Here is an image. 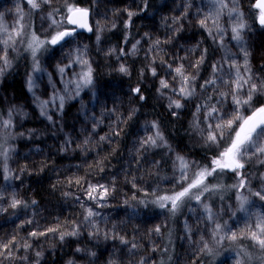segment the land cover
<instances>
[{
	"label": "snow or ice",
	"instance_id": "1",
	"mask_svg": "<svg viewBox=\"0 0 264 264\" xmlns=\"http://www.w3.org/2000/svg\"><path fill=\"white\" fill-rule=\"evenodd\" d=\"M60 2L63 4V10L52 5ZM144 8H147V0H141ZM25 7H21V2L15 5V23L9 25L4 14L0 12V77H2L12 66L9 58V50H15L18 44H26V51L30 52L33 66V73L41 72V56L47 53L51 48L60 45L61 50L72 43L76 37L77 29H86L91 32L93 29L87 23L89 9L75 6L71 0H24ZM251 7L256 11L255 20L264 27V0H254ZM227 10L228 17L233 21L230 27V39L236 41L237 46L243 53V60L238 61L234 58H221L211 64V75L205 79L200 75L202 65L204 64L208 49L201 50L198 58L194 61L190 57V53L195 52L200 45L189 49L185 55H176L173 53L172 60L161 59L160 64L167 69L164 76L158 74L155 56L163 53L162 47L165 43H171L175 38V34L183 29V24L179 21L184 17L177 16L172 23L178 27L172 28V33L167 35L162 41L159 38L152 40L151 47L148 49L152 53V58L148 63V69L151 75L158 79L159 87L157 92L161 96L168 97V110L172 116L180 115L181 109L187 107V102L198 100L194 104V121L193 127L198 131L203 145L213 152L211 162L208 164H200V162L189 160L187 157L175 153L172 147L165 139L160 125L154 120L148 127L149 135L139 141L137 153L141 156L151 149L166 148L169 153L174 154L172 159L173 178L166 189L160 188L157 183L156 187L141 185L136 176H131V183L135 192L131 196V200L135 204L125 200V204L131 209L129 218L138 215L137 206L143 205L147 208L153 205L167 213L176 215L184 207H188L193 201L200 205L203 209V215L198 217V222L203 223V231H198L200 236L197 248V256L203 255L213 260L219 255L218 249L223 248L225 251H231L233 255L231 259L234 264H264V212L253 213L252 207H255V201L250 200V196L257 197L264 202V186L257 190H253L250 184V177L245 171V165L248 164L253 157L264 163V103L258 102V97L264 96V79L254 74L250 67V53L244 47V33L246 23L244 14L239 10L238 0H212V8L202 17H198L199 26L208 33L213 42L219 47H225V35L227 30L220 24V18ZM128 14V22L125 27L131 23V18L137 13L125 9ZM47 12L46 16L41 19L49 21L48 28L51 29L48 35L41 36L39 30H34L30 18L35 13ZM29 20L25 19V16ZM184 16H187L185 12ZM74 25L68 28L65 25ZM211 25V26H210ZM115 27V23L111 25ZM105 30L99 22L96 24V41L101 40L100 33ZM147 37L148 34L145 33ZM127 42V40H125ZM140 41L137 40L131 45V51L126 52L119 49L120 56L136 55ZM117 49L109 50L108 54L116 53ZM146 53V58H147ZM70 59L65 64H57L56 70L60 77L62 89H57L55 83H52L51 74H49V82L52 85V94L49 99L42 100L36 96L34 91L36 85L32 75H29L26 82L28 91L32 93L36 99L37 107L40 109V115L45 117L49 122L53 121V116L49 114V110L54 109L57 113L64 110L66 99H74L79 97L85 89L93 91L95 96V75L91 61L87 56V45L83 48H77L75 53L69 54ZM187 61V63H185ZM227 65V67H225ZM75 68L71 79H67L69 69ZM124 75L129 74V69L125 63L121 62L117 69ZM143 72V70H142ZM200 83L197 84V80ZM199 89V92L197 91ZM167 90V91H165ZM133 92L138 99H145L141 89L135 88ZM213 93L216 98L213 99ZM98 102V101H97ZM227 105V106H226ZM242 109H251V114L245 116ZM113 113L115 109L111 110ZM138 109L133 108L127 116H117L120 124H124L127 120H131ZM20 112L18 108L12 107L5 113L0 112V176L4 181L12 178V171L8 167L9 152L11 145L9 139L14 138L13 135V115ZM202 114V115H201ZM92 132L96 130L98 121L92 120ZM23 136L24 133H18ZM120 135L118 128H114L108 135L99 136V141H105L115 144V137ZM89 138L82 141L80 147L87 152ZM71 141H66L65 147L69 146ZM171 159V157H170ZM139 163V161H137ZM158 161H153V166L157 167ZM97 167L103 171L102 162L97 161ZM226 172L234 174L236 183L230 187L234 190L233 194L237 204L229 205L231 214L229 220L236 218L237 214H244L248 217L245 221V227L237 230L236 225H229L228 220H223L220 214L214 211V205L210 203L213 196L218 195L223 200V185L213 183L209 177L216 179ZM264 179V177H261ZM116 177L109 184L92 183L82 177H69L68 185H76L83 191V195L75 196L82 209L81 218L79 220L65 221L63 224L59 220L53 226H49L42 230H31L29 236L38 239L48 234H55L60 241H64L66 237H79L84 230L88 231V235L93 239L103 240H119L121 244L127 246L130 254L129 260H135L137 250L140 245L130 242L122 235L117 226L113 224L110 228L106 227L108 221L96 208L108 207L107 198L116 191ZM141 194L144 198H141ZM65 196H71V192H65ZM0 201L7 204V208L15 209L18 206L28 205L19 199L15 193L12 194L10 201L6 199L3 192H0ZM91 202V203H89ZM35 204L36 201L31 202ZM264 207V205H262ZM7 208L0 207V212L7 211ZM194 210V209H192ZM127 211V210H126ZM253 216L255 219H253ZM28 223H32L31 220ZM186 229L188 225H185ZM153 231L161 232V226L157 225ZM191 239V236H189ZM227 242V243H226ZM250 242V243H249ZM32 244L27 240L17 243L16 237L10 240L0 242V264L8 261L9 264L15 259L28 260L27 256H17L16 253L21 249L26 253ZM156 249L154 248L153 251ZM166 251V249H165ZM76 252H86L88 255L95 257V252H89L87 249L76 248ZM43 255L42 251H36V259L34 264H40ZM68 264H73L69 261ZM89 264H93L92 261ZM108 264H116L115 258L110 260ZM122 264V261H121ZM136 264H149V261L141 257ZM201 264H205L201 261Z\"/></svg>",
	"mask_w": 264,
	"mask_h": 264
},
{
	"label": "trees",
	"instance_id": "2",
	"mask_svg": "<svg viewBox=\"0 0 264 264\" xmlns=\"http://www.w3.org/2000/svg\"><path fill=\"white\" fill-rule=\"evenodd\" d=\"M95 1L71 0L75 6L89 9L91 11V18L94 19L95 17L97 21H101L102 26L103 24L110 25L111 23H115V26H117L114 32L105 35L102 43L90 53L98 101L94 107V119L98 121L95 132H92V123H84L77 116L79 113L76 105L67 107L62 118V130L66 134H69L72 141V150L69 152L71 155L60 153L63 148L57 145L58 142L55 144L59 152L53 151L56 150L53 147L55 146L53 142L56 141L53 138H48V136H52L54 133H51L46 129L45 125L39 122L37 113L32 106L33 103L30 100V95L25 85V80L31 68L30 52L26 51V48L20 50L19 54L11 57L12 66L4 77L0 88V112L5 113L6 116L9 105L23 109L28 115V120L24 122L22 130H30L34 138L33 147L39 150V153L34 155L31 160L21 157L17 161L19 168L24 169L31 175L26 181L24 202L28 205L29 214L32 213L33 216L12 227L0 224V242L10 240L15 236L18 244L27 240L35 249L48 246L47 248L51 252L46 254L40 264H68L74 249L78 245L79 247L88 248L89 252L96 253V256L93 257V264H108L113 258H115L116 264H121V261L122 264H129L131 262L129 259L126 260L123 254L115 250L111 251V254L110 250L103 249L101 246L95 247L85 241L86 239L79 243L71 240L61 242L60 245L63 246L64 244L65 246H60L59 249L57 248L53 251L50 245L59 239L58 236L50 233L47 236L36 239L30 237L28 234L31 230H42L53 226L57 220L63 224L66 220L72 221L81 218L82 209L75 203L72 197L79 188L74 184L68 185L69 177H82L90 182H109L113 180V177H116V195L126 198L132 196L135 192L131 183L128 182L131 180V176H127L129 172L136 176L139 183L144 187H155L152 183L153 180L156 179L158 180V184H162L161 180L163 178L170 177L169 174L172 167V159L170 157L172 158L173 153H169L163 147L154 149L153 151L150 150L147 153H143L142 156L136 151L139 146L136 140L140 135L139 132L143 122L155 120L160 125L165 139L175 153H179L189 160L200 162V164L211 162L212 151L198 148L191 144L189 121L193 115L194 105L189 104L180 112V115L172 116L165 104L156 97L157 83L153 81L148 85V83L143 82L140 78L138 66L126 56H120V58L129 68V76L122 78L113 74V63L106 57L107 51L105 50L107 49L105 48L111 46L116 48L118 50L117 53H119V49L125 50L139 40L140 45L137 47L142 48L143 53L145 51L148 52V49L151 47L149 37L152 40L159 38L163 41L167 35L172 33L173 27H178V25L172 23L173 19L181 16L184 18L179 21V24H183V29L175 34V38L171 43L162 45L164 52L158 53L155 56L156 63L160 64L161 59L172 60L173 53L185 55L189 49L199 44L200 47L194 53H191L190 57L194 61L198 58L202 49H208L206 60L200 72V75L207 79L210 74L211 64L214 62V59L217 60L218 56L220 58H234L241 62L243 60V53L237 44L221 49L218 51L219 55H216V58H214L215 43L210 39L208 33L193 22L194 18L189 12L185 17V13H178L179 11L175 10L166 0H147V8H144L141 0H139V5L137 0H98V4L94 3ZM238 2L246 12L247 21L253 33L252 37L247 36L248 38H244V47L250 53V65L256 66V75L264 79V30L255 20L257 10L251 7L254 0H238ZM52 7H59L63 10V5ZM134 8L138 10L134 13L141 14L140 12L143 11V15L150 14L151 16L149 19L131 18V24L127 28L124 25L129 18L125 9L132 11ZM207 11L209 12V10ZM40 14L47 15V12L35 13L31 17V25L34 30H37V17ZM65 27H67V24ZM103 27L106 28V26ZM145 33L148 34L147 37ZM80 37L86 38L88 41L92 40V35L88 36L85 34H77L74 39L77 40ZM148 54L152 56V53L148 52ZM161 76H164V73ZM199 83L200 80L198 79L197 84ZM100 85H106V89L104 86L101 88ZM137 87L141 89L145 97L143 101L139 100L138 96L133 92ZM257 99L256 106H259V103H264V96ZM133 108L138 109V111L132 119L127 120L124 124H120L117 116H127ZM112 109L116 111L113 113ZM250 113L251 109L246 116ZM114 128H118L120 131V135L114 138L115 144L99 141V136L108 135ZM86 136L90 140L87 152L83 151L80 147ZM97 161L102 162L103 171H100L99 167H97ZM153 161H158L160 164L156 177H153ZM249 169L251 170V167L246 166L245 171L249 172ZM227 176L231 180L234 174L229 172ZM65 192H71L72 195L65 196ZM141 198H144L142 194ZM33 200L36 201L35 204L31 203ZM132 204H135V202L132 201ZM137 211L142 217H148L153 212H157V209L153 205H149L147 208L143 205H138ZM107 212L109 213L110 226L115 224L117 230L122 235L124 234L125 238H128L127 240L129 241L132 239L129 237L132 236L140 240L143 239L149 226L152 225V222L148 219L130 220L126 209L118 207L117 209H112L111 212L109 210ZM29 220L32 223H28ZM169 221L173 227L175 225V228H177L180 219H175L174 216H171ZM131 228L134 229L132 230ZM165 229L162 232V244L155 254L157 258V260L155 259V264H171L175 255L179 252L183 255H187L188 253L186 250L180 248L177 237L175 240V236L172 237L171 244L169 245L170 253L167 251L165 236L168 229ZM134 230L136 231L134 232ZM218 252L220 254L221 251ZM17 256L19 255L17 254ZM158 256H161V258ZM217 256L214 260L204 256L201 261H204L205 264H216ZM81 258H86V256H82ZM193 261L191 264H201L199 259L196 262L194 261V263ZM4 264H8V262L6 261ZM12 264H18V259H15Z\"/></svg>",
	"mask_w": 264,
	"mask_h": 264
},
{
	"label": "rangeland",
	"instance_id": "3",
	"mask_svg": "<svg viewBox=\"0 0 264 264\" xmlns=\"http://www.w3.org/2000/svg\"><path fill=\"white\" fill-rule=\"evenodd\" d=\"M137 1H138V5H139L140 2H139V0H137ZM17 2H18V0H0V12H2L4 14V19L9 25H12L15 23V5ZM20 2H21V7H25L24 0H20ZM166 2L168 4H170L175 10L177 9L179 11L178 13H185V12L188 13L189 12L194 18L193 22H195V24H197L198 26H199L198 17H202L203 15L207 14L208 13L207 10H210L212 8V5H211L212 0H166ZM94 3L98 4V0H96ZM238 4H239V2H238ZM55 5H63V4L60 2H57L56 4H54L52 6H55ZM239 10L241 12H243L244 20H245V23L247 26L245 29V33H244V38H248L247 36L252 37L253 33H252V29H250L251 28L250 24L247 21L246 12H245V10H243V8L240 4H239ZM132 11L135 12L138 10H136L134 8ZM140 13L141 14L137 13V15H134L132 18L136 19L139 17L138 19H149L151 16L150 14L146 15V16L143 15V11H141ZM41 16H46V14L38 15V17H37V30H39V34L41 36H46L49 34L51 29L48 28L49 21H47L45 19H41ZM25 19L29 20V17L26 15ZM29 22L31 23V18H30ZM97 22H99L100 25L102 26L101 21H97L95 17H94V19L91 18L90 23H91V27L93 29L92 34H91L92 40L88 41V39L80 37L77 40L73 39L72 43L68 44L67 47L63 48L62 50H61V47L59 46V47L51 48L47 53H44L40 58L41 59V68L43 69V71H41V72L33 73L32 59H31V55H30L31 68H30V71L28 72L27 78L25 80L26 88H27L26 82L28 80V77H29V75H32V77L35 80L36 85H37L34 89L36 96L42 100L49 99V97L52 94V85L49 82V74H51L52 83H55L57 89H62L63 85L60 83V77L57 73L56 65L58 63L59 64L67 63L70 59L69 54L70 53L74 54L75 50L77 48H83V46H85V45H87V56H88L89 60L91 61L90 53L93 52L99 46L100 43H102L103 37L107 34L114 32V29L117 26L116 25L113 28L111 26L113 23H111L110 25L109 24H103V26H106V28L103 32L100 33L101 40L99 41V43H97V41H96V24H97ZM127 22H128V20L126 21V23ZM232 22L233 21L228 17L227 10L225 9L223 15L220 18V24L227 30L226 35H225V47L237 44L236 41H233L230 39V36H231L230 27H231ZM129 25L127 26V28H129ZM262 28L264 30V27H262ZM210 39L212 40L211 37H210ZM225 47H223V48H225ZM24 48H26V44H18L16 46L15 50L10 49L9 50V58L11 59V57L13 55L19 54L21 52L20 50H22ZM137 48H138V51H137L136 55H126V57L131 62H133L134 64H136L138 66V70L140 72L139 73L140 78L143 82L148 83V85L150 83H152L153 81H155V83H157V87H156V91H155L156 97L158 100L163 102V104H165V106L168 110V102H169L168 97L167 96H161L157 92V88L159 87V81H158V79H156L155 77H153L151 75V72L148 69V63H149L150 59L152 58V56H151V54H148V52H146V51L143 53L142 48H139V47H137ZM223 48L219 47L215 43V57L214 58H216V55H219L218 51H220ZM105 49H107V50H105V51H107L106 57L113 63V70H112L113 74L120 76L122 78H127L129 76V74L124 75L117 70L119 67V64L122 62L121 58L117 59V55L119 53L116 52V53L108 54L109 50L116 49V48L108 46ZM125 51L130 52L131 46L127 47V49H125ZM216 52H217V54H216ZM146 53L148 54L147 58H146ZM192 53H194V52H192ZM190 55H191V53H190ZM220 60H221V58L218 56L217 60L214 59L213 63H215L216 61H220ZM91 63H92V61H91ZM159 65L160 64L156 63L154 66L157 68L158 74L161 76L163 73H165V71H167V69H165L162 65H160V67H159ZM225 67H227V65ZM250 67H251L252 72L254 74H256L255 73L256 66L254 67V65H250ZM142 70H143V72H142ZM8 71H9V69H8ZM74 71H78V69L75 68V66L73 69L68 70L69 75H68L67 79L72 78V74ZM7 72L2 77H0V88H1L2 82H3L4 77L6 76ZM129 73H130V70H129ZM210 75H211V69H210L209 76ZM27 90H28V88H27ZM94 91H95V96L93 95V91L85 89L84 91L81 92L79 97H76V98L70 99V100L66 99L64 110L62 113H57L54 109L50 108L49 114H51L53 116L52 122H49L45 117L40 115V109L37 107L38 102L33 97L32 93L28 91L29 95H30V100L33 103L32 106L37 113V117H38L39 122L41 124L45 125L46 129L49 130L51 133H54V135L48 136V138H53L56 141V142H53V144L55 145L53 147L56 148V144L58 142L57 145L60 146L61 148H63L62 151H60V153H66L68 155H71L69 152L72 150V141L69 137V134H66L65 132H63L62 127H61V121H62V118L64 116L66 108L70 107L72 105H76L78 113H79V114H77V116H79V118L84 123H87V124L92 123V120L94 119V109H95L94 107L97 104V91L95 89H94ZM165 91H167V90H165ZM197 91L199 92V89H197ZM212 95H213V99H215L216 94L213 93ZM196 102H199V101L193 100L192 102H187V105H189V104L194 105ZM12 107H15V106L9 105L8 110ZM15 108H18V107H15ZM185 108H183L179 111L181 112ZM18 109L20 110V112L24 113V115H21L20 113H14V115H13L14 128L12 131H13L14 138L9 139V144L11 145V150L9 152V159L7 161L8 167L12 171L13 175H12V178L8 181H4L3 177L0 176V192H3L6 199H8L9 201H10L13 193H15L19 199L24 201V193H25V189H26V185H27L26 181L28 180V178L31 177V175H29L28 172H26L22 168H19V166L17 164L18 159L21 157H24V159L31 160L34 155L39 153V150H37V148L33 147L34 138L31 135L30 130L29 131L28 130H22L24 122H26L28 120L27 119L28 115L26 114V112L23 109H21V108H18ZM241 111L246 116V114L250 111V109H242ZM194 112H195V107H194L193 114H194ZM5 118H6V116H5ZM194 119H195V117H194V115H192L190 118V121H189V128L191 130L190 131L191 144L193 146L198 147V148L207 149L203 145L198 131L193 127ZM150 123L151 122H143L142 123L141 128H140V132H139L140 135L138 136V138L136 140L137 145H139V141L142 138H144L150 134L148 131V127L150 126ZM21 132L24 133L23 136L18 135V133H21ZM66 141H71V144L67 147H65ZM155 149H160V148H155ZM153 150L154 149H151V151H153ZM53 151L59 152L58 148H56V150H53ZM29 153H31V154L29 157H27ZM72 155H73V153H72ZM174 158H175L174 154H172L171 159H174ZM171 164H172V160H171ZM159 166H160V164H158L157 167H152V168H154L153 177L157 176L156 173H157ZM246 166L251 167V170L249 169L250 171L246 172V173L250 177V184H251L252 189L257 190L261 186H264V179L261 178V177H264V163H261L259 160H256V158L253 157L252 160L248 164L245 165V168H246ZM173 172H174V169H173V164H172L171 172L169 174V175H172V176H170L171 179L173 178ZM228 174H229V172H226V173L222 174L221 176L217 177L216 179H213V177H209V180H212L213 183H218V184L224 186V188L221 191H222L223 197L225 198V200L224 199L220 200L218 198V195H216V196H213L210 203H212L214 205L213 210L218 212L223 220H228L230 226L236 225L237 230L239 231L240 229H243L245 227V221L248 219V217L244 214L238 213L235 219L229 220V216L231 214V209H229V205L237 204V202L235 201V197L233 194L234 190L231 189V187H230L232 184L236 183V180L234 177H232L231 180H229V178L227 176ZM170 177L163 178L161 180L162 184H159L160 188H162V189L167 188V186L169 185V183L171 181V179H168ZM111 181L100 182V183L109 184ZM157 182H158V180H156V179L153 180L152 181L153 186L156 187ZM92 183H96V182H92ZM77 195L82 196L83 191L81 189H78L72 195L75 203L79 206L78 202L75 200V196H77ZM130 198H131V196L127 197V198L123 197V196H117L116 191H115L114 193H112L107 198L108 207L95 209L96 211L100 212L104 218L107 219L108 224L106 225V227H108V228L111 227L110 226V220H109V213L107 212L108 210L111 212L112 209H117L119 207L120 209H126L128 211V216H129V212H131L130 211L131 209H129L128 206L124 202H125V200H128L129 203L132 204V200ZM249 199L255 201V207L251 208V211L253 213L259 214V213L264 212V207H262V205H264V202L260 201L257 197H254V196H250ZM89 203H91V202H89ZM115 206H118V207H115ZM0 207L7 208V204L4 201H0ZM113 207H115V208H113ZM156 209H157V212H153L152 214L148 215V217H142V215L138 214V215L132 216L130 218L131 220H134V219L136 220V218L138 220L148 219L149 221H151V222L153 221V222H152V225L149 226L148 231L143 236V239H141V240L137 239V238L130 239L131 242H135V243L139 244L140 247L137 250V256H136L135 260H132L129 264H136V261L139 260L141 257L148 260L149 264H155V259H156L155 254L158 252V250L162 244V232H163L164 228H166L165 230L168 229V232L165 236V240H166L165 243H167V251L170 253V246L169 245L171 244L172 237L175 236V240L177 237V241H178L180 248L183 250H186L188 252L187 255H185V254L183 255L181 252L176 254L174 259L172 260L171 264H191L192 260H194L196 262L198 259L200 262L202 257H204L203 255L197 256L198 242L200 239V236L197 233H198V231L202 232L203 228H204L203 223L198 222V219H197L198 217L203 215V209L201 208V206L197 205L195 203V201H193L190 206L184 207L180 211H178L176 213V215L174 216L175 219L176 218L180 219V222H179V225L177 226V228H175V225L173 227L172 223L169 221L171 216H173L171 213H165L166 211H163L159 208H156ZM192 209H194V210H192ZM29 213H30V210L27 207H24L23 205L18 206L15 209L7 208V211L0 212V224H4L6 226L12 227L14 225L19 224L20 222H23L26 218L33 216L32 213L31 214H29ZM253 219H255L254 216H253ZM186 224L188 225L187 229L185 227ZM157 225L161 226V232L160 233H155L153 231V229ZM189 236H191V239H189ZM84 237L86 239L85 241H87L88 243H91L94 246H97V247L101 246V248H103V249L104 248L108 249V250H110L111 254H112L111 251L115 250V251L123 254L126 260L129 259L130 254L127 251V246L121 244L120 241H118V239L115 241L103 240V239H93L88 235L87 230L82 231L81 236H79V237H66L64 241H60L58 239L55 243L51 244L50 247L54 251L57 248L59 249L60 246H62V245H60L61 242H66L68 240H71V241H75V242L79 243L80 241L84 240ZM142 240H144V241H142ZM78 243H77V245H78ZM64 246L65 245L63 244L62 247H64ZM47 247L48 246H46V247L42 246V247H39V249H35V247L34 248L31 247V248H29V250L26 253L23 251V249H21L20 252L16 253V255L17 254L19 256L24 255V256H27L29 259L28 260L18 259V264H34V261L36 259V256H35L36 251H42V253H43L42 257L39 258L40 262H41L44 259V257L46 256V254H48V252H51L48 250ZM78 247H79V245H78ZM80 248L81 249H87L89 251L88 248H83V247H80ZM154 248L156 249L155 251H153ZM218 251H221V252L217 256L216 264H234V261L231 259V256L233 255V253L230 250L225 251L223 248H221V249H218ZM82 256H86V258L82 259L81 258ZM69 261H72L73 264H87L90 261L93 262V257L88 255L86 252H79L78 253V252H76V248H75L73 251V255L69 259ZM194 261H193V263H194ZM8 264H9V262H8Z\"/></svg>",
	"mask_w": 264,
	"mask_h": 264
},
{
	"label": "water",
	"instance_id": "4",
	"mask_svg": "<svg viewBox=\"0 0 264 264\" xmlns=\"http://www.w3.org/2000/svg\"><path fill=\"white\" fill-rule=\"evenodd\" d=\"M91 11H89V15H88V17H87V23L89 24V26H91ZM260 25V24H259ZM68 26V28H72V27H75L74 25H67ZM77 34H85V35H91L92 34V31L91 32H89V31H87L86 29H77V33H76V35ZM60 45H57L56 47H59Z\"/></svg>",
	"mask_w": 264,
	"mask_h": 264
},
{
	"label": "bare ground",
	"instance_id": "5",
	"mask_svg": "<svg viewBox=\"0 0 264 264\" xmlns=\"http://www.w3.org/2000/svg\"><path fill=\"white\" fill-rule=\"evenodd\" d=\"M156 11H157V10H156ZM22 46H23V45H22ZM100 86H101V85H100ZM102 86H104V85H102ZM102 86H101V88H103ZM105 86H106V85H105ZM105 86H104V88H105ZM105 89H106V88H105ZM167 176H168V175H167ZM170 176H172V175H170ZM168 177H169V176H168ZM168 179H171V177L168 178ZM165 188H166V187H165ZM192 208H193V207H192ZM130 211H131V210H130ZM197 211H198V210H197ZM197 211H196V212H197ZM190 212H191V211H190ZM127 213H128V211H127ZM129 213H130V212H129ZM165 213H167V212H165ZM197 213H198V212H197ZM125 214H126V213H125ZM125 214H124V215H125ZM22 216H23V215H22ZM130 220H131V219H130ZM134 220H135V219H134ZM136 220H137V218H136ZM64 221H65V220H64ZM66 221H67V220H66ZM155 221H156V220H155ZM155 221H154V222H155ZM128 222H129V220H128ZM152 222H153V221H152ZM63 223H64V222H63ZM126 223H127V222H126ZM129 223H131V222H129ZM129 223H128V224H129ZM136 223H137V222H136ZM128 224H127V225H128ZM133 224H135V223H133ZM130 225H131V224H130ZM138 225H139V224H138ZM122 226H123V225H122ZM122 226H121V227H122ZM133 226H134V225H133ZM133 226H132V227H133ZM137 227H138V226H137ZM126 228H127V227H126ZM140 228H141V227H140ZM121 229H122V228H121ZM131 229H132V228H131ZM133 229H134V228H133ZM133 229H132V230H133ZM128 231H129V230H128ZM135 231H136V230H134V232H135ZM134 234H135V233H134ZM134 234H133V235H134ZM136 234H137V233H136ZM123 235H124V234H123ZM137 235H138V234H137ZM130 236H131V235H130ZM126 237H127V236H126ZM128 237H129V236H128ZM129 238H133V236H132V237H129ZM84 239H85V237H84ZM127 239H128V238H127ZM118 241H119V240H118ZM104 246H105V245H104ZM95 247H96V246H95ZM96 250H97V249H96ZM108 251H109V250H108ZM98 252H99V250H98ZM158 257L161 258V256H158ZM223 257H224V256H223ZM160 258H158V259H160ZM156 260H157V258H156Z\"/></svg>",
	"mask_w": 264,
	"mask_h": 264
}]
</instances>
